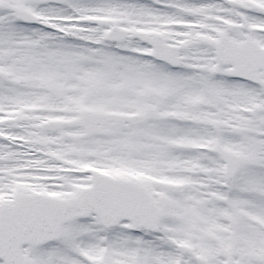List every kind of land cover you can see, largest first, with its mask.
I'll use <instances>...</instances> for the list:
<instances>
[{
	"label": "snow or ice",
	"instance_id": "6c2138e0",
	"mask_svg": "<svg viewBox=\"0 0 264 264\" xmlns=\"http://www.w3.org/2000/svg\"><path fill=\"white\" fill-rule=\"evenodd\" d=\"M0 264H264V0H0Z\"/></svg>",
	"mask_w": 264,
	"mask_h": 264
}]
</instances>
